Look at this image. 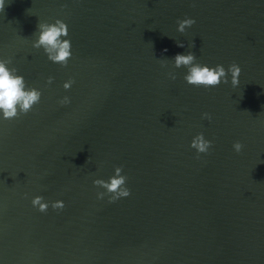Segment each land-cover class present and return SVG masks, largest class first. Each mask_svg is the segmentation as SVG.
<instances>
[{"label": "water", "instance_id": "1", "mask_svg": "<svg viewBox=\"0 0 264 264\" xmlns=\"http://www.w3.org/2000/svg\"><path fill=\"white\" fill-rule=\"evenodd\" d=\"M57 19L67 66L33 47ZM188 52L238 86L187 84ZM0 60L41 92L0 113V264H264V0H5ZM116 167L130 195L98 199Z\"/></svg>", "mask_w": 264, "mask_h": 264}, {"label": "clouds", "instance_id": "2", "mask_svg": "<svg viewBox=\"0 0 264 264\" xmlns=\"http://www.w3.org/2000/svg\"><path fill=\"white\" fill-rule=\"evenodd\" d=\"M4 8L5 0H0V12ZM177 23V31L184 33L186 28L191 27L195 23V20L185 18L177 21ZM38 28L39 36L34 41L33 47L36 49L42 48L47 58L53 63L67 66L68 60L72 56L70 40L63 39V37L68 36L67 25L57 19L55 23L51 24L40 23ZM177 46L184 47L185 45L182 42H177ZM164 51H167V49ZM172 60H174V68L184 67L187 69L184 80L191 86L207 89L216 87L221 83L227 84L229 83L228 74L231 75L232 87H236L239 84L241 68L235 62L229 65L227 70L222 65L209 67L198 63L195 54L192 52H188L187 54L177 53ZM10 63L11 60H0V113H2V118L8 121L18 119L20 116L29 113L32 111L33 106L38 104L41 99V92L35 87H28L24 77L17 74V69L7 66ZM169 76L173 80L176 78L172 72L169 73ZM52 80V77H48L47 82L51 84ZM73 83L74 81L70 79L64 83L63 87L67 90ZM69 102L68 97H64L60 101L62 105ZM203 118L212 119L208 113H204ZM211 145L212 141L205 139L203 133H199L193 138L190 146L196 149L199 158V154L207 153ZM233 149L235 152L240 153L243 149V144L236 141L233 144ZM122 171V167H116L115 174L108 181L103 179H95L93 181L94 186L106 189V192L97 193L98 199H102L105 195H108L109 202L111 203L130 195V189L126 186L127 177L121 174ZM43 201L44 198L42 196H36L32 199L31 203L34 207H38L40 212H46L49 205ZM51 207L54 210H60L64 208V203L56 201L51 204Z\"/></svg>", "mask_w": 264, "mask_h": 264}]
</instances>
